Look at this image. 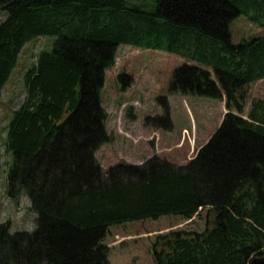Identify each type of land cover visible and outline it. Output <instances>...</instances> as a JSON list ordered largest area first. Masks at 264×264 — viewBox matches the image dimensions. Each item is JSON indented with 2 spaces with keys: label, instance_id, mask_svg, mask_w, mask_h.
I'll list each match as a JSON object with an SVG mask.
<instances>
[{
  "label": "trees",
  "instance_id": "1",
  "mask_svg": "<svg viewBox=\"0 0 264 264\" xmlns=\"http://www.w3.org/2000/svg\"><path fill=\"white\" fill-rule=\"evenodd\" d=\"M0 95L22 48L56 35L26 71V95L9 121L11 196L28 194L32 230L0 223V264H110V226L181 214L206 227L156 235L155 264H249L264 253V35L232 40L239 14L264 25V0H0ZM120 44L167 50L185 63L172 88L225 98L217 130L187 163L152 156L103 170L111 139L100 89Z\"/></svg>",
  "mask_w": 264,
  "mask_h": 264
},
{
  "label": "rangeland",
  "instance_id": "2",
  "mask_svg": "<svg viewBox=\"0 0 264 264\" xmlns=\"http://www.w3.org/2000/svg\"><path fill=\"white\" fill-rule=\"evenodd\" d=\"M7 15L8 10L1 8L0 23ZM230 30L235 43L264 35V25L244 13L232 20ZM56 39V35H46L26 43L0 95V223L11 220L12 231L30 230L37 214L26 191L22 190L15 200L7 184L14 160L13 153L6 149L8 125L13 110L25 98L26 71L40 51L54 47ZM185 63L213 72L211 67L175 52L131 44L118 46L115 62L106 69L100 89L111 135L96 151L103 170L119 162L142 163L152 156L185 164L217 130L227 111L225 98L172 88L175 70ZM248 91L246 112L253 97H264V80L251 83ZM205 227V212L193 221L169 213L113 224L104 241L109 245L110 264H155L152 247L157 234L178 228L201 231Z\"/></svg>",
  "mask_w": 264,
  "mask_h": 264
},
{
  "label": "water",
  "instance_id": "3",
  "mask_svg": "<svg viewBox=\"0 0 264 264\" xmlns=\"http://www.w3.org/2000/svg\"><path fill=\"white\" fill-rule=\"evenodd\" d=\"M249 264H264V253L261 255H255Z\"/></svg>",
  "mask_w": 264,
  "mask_h": 264
},
{
  "label": "clouds",
  "instance_id": "4",
  "mask_svg": "<svg viewBox=\"0 0 264 264\" xmlns=\"http://www.w3.org/2000/svg\"><path fill=\"white\" fill-rule=\"evenodd\" d=\"M34 227H35V225L30 226V230H31L32 228H34Z\"/></svg>",
  "mask_w": 264,
  "mask_h": 264
}]
</instances>
